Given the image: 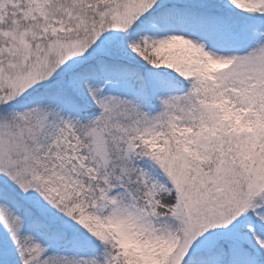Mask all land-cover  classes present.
Returning a JSON list of instances; mask_svg holds the SVG:
<instances>
[{"label": "snow or ice", "instance_id": "6c2138e0", "mask_svg": "<svg viewBox=\"0 0 264 264\" xmlns=\"http://www.w3.org/2000/svg\"><path fill=\"white\" fill-rule=\"evenodd\" d=\"M0 264H264V0H0Z\"/></svg>", "mask_w": 264, "mask_h": 264}]
</instances>
